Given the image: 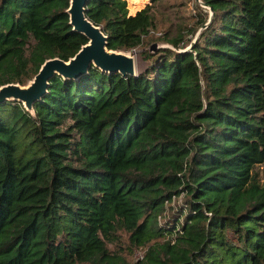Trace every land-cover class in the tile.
Returning a JSON list of instances; mask_svg holds the SVG:
<instances>
[{
	"label": "trees",
	"instance_id": "trees-1",
	"mask_svg": "<svg viewBox=\"0 0 264 264\" xmlns=\"http://www.w3.org/2000/svg\"><path fill=\"white\" fill-rule=\"evenodd\" d=\"M186 1L87 0L107 48L168 45L135 74L54 73L32 112L0 102V264H264V0L158 29L153 7ZM67 5L0 0V84L86 41ZM118 228L139 257L106 246Z\"/></svg>",
	"mask_w": 264,
	"mask_h": 264
},
{
	"label": "water",
	"instance_id": "water-1",
	"mask_svg": "<svg viewBox=\"0 0 264 264\" xmlns=\"http://www.w3.org/2000/svg\"><path fill=\"white\" fill-rule=\"evenodd\" d=\"M87 0H68L65 11L71 28L82 33L86 41L66 60L57 56L45 58L34 75L25 83L6 82L0 84V102L7 99L20 101L25 109L32 112V103L46 90L48 79L57 73L62 77H77L85 72L90 64L107 71L135 74L133 51L106 47V35L100 27L85 15ZM210 12V11H209ZM191 44L185 47L189 48ZM157 47L155 42L148 49Z\"/></svg>",
	"mask_w": 264,
	"mask_h": 264
},
{
	"label": "rangeland",
	"instance_id": "rangeland-1",
	"mask_svg": "<svg viewBox=\"0 0 264 264\" xmlns=\"http://www.w3.org/2000/svg\"><path fill=\"white\" fill-rule=\"evenodd\" d=\"M169 1V0H166ZM172 1V0H171ZM192 1L194 0H187L184 5L182 6H175L172 5H166L165 4H157L153 7L156 19L158 21V29L163 27L167 21H173L174 24H176L178 21L189 23L191 18L189 19L190 15L193 18L194 17V6L192 4ZM149 0H126V5L129 13H133L135 10L142 7L145 3H148ZM200 7L205 10V7L203 4H200ZM154 34H157V30L154 31ZM186 37H188L190 40H193L195 38L194 35L187 34ZM155 42L156 45H168L164 42ZM150 42V44L152 43ZM189 45V44H188ZM186 45V46H188ZM149 45L145 46H135L131 49L125 50V51H133V56L135 60V73H139L142 71L145 66L147 65V62L142 60L139 56V50L140 49H147ZM185 46V47H186ZM152 50V49H151ZM254 171H256L257 178L260 182H264V161L255 164ZM106 246L112 250L116 251L122 255H124L127 259L130 258H137L140 256V250L136 249L135 247H131L129 245V242L127 240V233L122 229H116L114 231V234L109 236L105 239Z\"/></svg>",
	"mask_w": 264,
	"mask_h": 264
}]
</instances>
